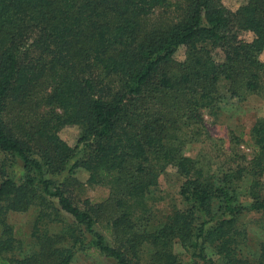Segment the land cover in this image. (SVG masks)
<instances>
[{"label": "trees", "instance_id": "obj_1", "mask_svg": "<svg viewBox=\"0 0 264 264\" xmlns=\"http://www.w3.org/2000/svg\"><path fill=\"white\" fill-rule=\"evenodd\" d=\"M263 52L264 0H0V264H264L244 221L264 232V117L250 159L187 152L201 135L222 148L207 115L264 97ZM79 169L107 196L74 194L62 176ZM171 173L180 201L161 216ZM31 209L26 247L9 213Z\"/></svg>", "mask_w": 264, "mask_h": 264}, {"label": "rangeland", "instance_id": "obj_2", "mask_svg": "<svg viewBox=\"0 0 264 264\" xmlns=\"http://www.w3.org/2000/svg\"><path fill=\"white\" fill-rule=\"evenodd\" d=\"M247 0H223L225 5L231 9L238 8L242 3ZM252 34L249 33L247 38H251ZM185 56V48L181 47L176 57L183 59ZM264 60V52L261 55ZM224 109L218 114L207 115L206 128L209 133L215 138H219L222 148L218 149L214 142L201 135L199 141L187 152L194 156L199 155L204 157V162L211 167H217L225 162L229 158L230 154L238 152L239 154L247 155L248 159L252 155L251 147V134L250 129L259 118L264 117V97L259 94L249 95L244 100L234 98L229 100V103L225 104ZM60 136L65 139L70 145L74 146L80 136V128L78 126H64L59 131ZM240 139L236 147H234L233 140ZM236 151V152H235ZM198 156V157H199ZM5 154L0 152V165L4 159ZM74 174L65 173L62 176L63 181H67V186L78 197H91L95 200H100L107 196L108 188L105 186H90L87 183L88 173L83 169H79L73 172ZM70 177L66 179V177ZM61 178V177H60ZM182 180L177 175L171 173L170 175L163 176L161 178L160 188L157 190V196L161 200L159 205L161 216L164 215L171 206L180 201L179 188ZM1 183V176H0ZM35 217V211L33 209L26 212H11L9 213V221L14 225L17 236L24 241L26 247L31 244V231L33 221ZM258 214H248L244 221L249 229L250 240L258 241L259 238L264 239V232L258 226ZM1 231V228H0ZM176 252H180L184 260L187 259L184 250L180 245H176ZM74 264H114L111 258H107L103 255L82 256L75 260ZM202 264V263H198Z\"/></svg>", "mask_w": 264, "mask_h": 264}]
</instances>
